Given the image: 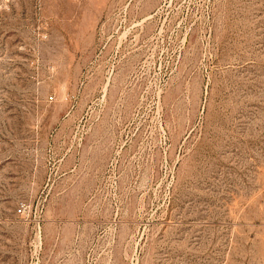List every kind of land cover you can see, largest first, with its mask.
I'll return each instance as SVG.
<instances>
[{
	"label": "rangeland",
	"instance_id": "374dc122",
	"mask_svg": "<svg viewBox=\"0 0 264 264\" xmlns=\"http://www.w3.org/2000/svg\"><path fill=\"white\" fill-rule=\"evenodd\" d=\"M0 264H264V0H0Z\"/></svg>",
	"mask_w": 264,
	"mask_h": 264
},
{
	"label": "built area",
	"instance_id": "2783aa9c",
	"mask_svg": "<svg viewBox=\"0 0 264 264\" xmlns=\"http://www.w3.org/2000/svg\"><path fill=\"white\" fill-rule=\"evenodd\" d=\"M19 212H22V208L19 209Z\"/></svg>",
	"mask_w": 264,
	"mask_h": 264
}]
</instances>
